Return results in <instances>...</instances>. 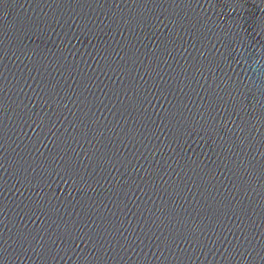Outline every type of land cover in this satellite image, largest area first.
Listing matches in <instances>:
<instances>
[{
	"label": "water",
	"instance_id": "1",
	"mask_svg": "<svg viewBox=\"0 0 264 264\" xmlns=\"http://www.w3.org/2000/svg\"><path fill=\"white\" fill-rule=\"evenodd\" d=\"M161 264H264V0H32Z\"/></svg>",
	"mask_w": 264,
	"mask_h": 264
}]
</instances>
